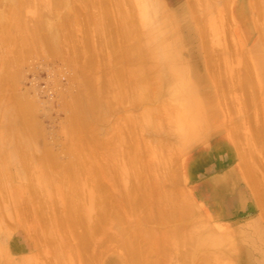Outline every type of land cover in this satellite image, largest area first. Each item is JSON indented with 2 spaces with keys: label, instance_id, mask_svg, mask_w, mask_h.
Returning a JSON list of instances; mask_svg holds the SVG:
<instances>
[{
  "label": "rangeland",
  "instance_id": "374dc122",
  "mask_svg": "<svg viewBox=\"0 0 264 264\" xmlns=\"http://www.w3.org/2000/svg\"><path fill=\"white\" fill-rule=\"evenodd\" d=\"M29 1L31 2L30 4ZM29 1L26 2L29 5L28 7L26 6L29 11H27L25 4L20 14H25L23 17V22L27 26L25 28L28 29L30 27L34 32L39 31L40 35L38 34L34 41L33 38L30 39V47L33 48L34 46V52L29 47L31 54L29 52L28 56H25L24 53L22 54L24 56L20 55L19 58L23 59L18 64L20 68L15 69L14 67H17L15 66L17 64L11 63L13 65H11L12 70H17L15 72L16 75L14 73L13 77L16 82L12 83L11 81L13 80L8 79V82L6 80L5 86L10 85L12 89L9 90L10 92L5 90L2 93L4 95L6 92L7 95L11 96L12 94L9 93H13V89H16L18 90L17 95L20 92L21 98H27H23L24 100L28 101V99H31L35 101L31 104L34 110L31 117L34 125L38 126V130L36 129L35 131L37 132L34 134V131L32 136L28 137L24 131L19 129V139L24 144L20 145V147L26 153V162H24L22 173L18 169L21 173L18 179L16 178V161L9 163L12 165L7 166L8 176L4 182L5 187L13 192H16L17 189L25 190L22 193V199L24 202L28 201L32 197L28 191L31 183L27 181L30 175L32 184L36 186L34 195L38 196V199L36 198L38 205H44L45 209L50 205L51 208L56 211L60 210L63 216L67 215L68 217L67 213L69 211L67 207L69 208L68 205H71L79 209L78 219H83L85 216L86 221L93 223V225L98 219L99 210L105 211L106 215L102 217L101 230L95 234L97 242L91 250L92 254H95L98 250L102 254L98 262L93 264H264V239H261L259 234L263 233L264 235V210L261 211L264 209V202L257 194V192L262 193L264 190V86L260 87L258 84L259 90L256 84L255 86L252 85L253 87L246 88L240 83V76L243 75L241 73H244L245 69H247L246 66L254 63V55L264 51V0H182L186 9L185 16L188 20L186 22L191 26L188 30L189 33H187L190 50L177 51L176 54L181 56V59L172 63H165L164 60L159 61L154 55L160 47L159 44L167 45L179 40V25H172L169 32L167 31L164 35L158 37V39L162 38L160 40L161 43L156 42L158 39L155 42L147 40V33L157 30V28L152 27L151 22L155 13V3L159 2L157 0L156 2L155 0L147 1L150 7L147 4L146 9H150H148L145 19L141 18L138 6L134 8L137 5L134 1L130 0L134 4H128L127 0L121 1L122 3L118 1H101L102 5L104 3L107 5L110 13L108 24L102 21L101 26H97L96 20H91L90 13H93L96 17V14L100 13L102 6L98 2L96 4L93 3V0L67 1L68 4H56L52 0ZM170 1H160L163 6V12L167 17L172 14ZM6 3L0 2L1 10L4 9L3 5L7 6L8 3ZM241 3L246 8L245 18L239 13V5ZM207 9L213 12L209 13ZM45 12L50 13L49 15L52 16L47 15L48 13L46 14ZM125 15H128L130 20L139 27L141 44L145 48L143 46V48L140 47L138 53L133 55L131 53L130 56L128 53L131 50H126L122 61L119 60L121 63L116 66L131 70L137 61H143V65L140 63L144 78L143 85H146L148 90L159 92L161 97L152 100L139 98L136 101L135 96L130 92L132 87L129 88L128 86L134 79L129 77L131 75L128 74L126 79H129V81L126 80V85L129 91L127 86L124 89L129 94L126 95L124 93L126 95L122 99L124 102L120 98V101L115 104L117 110L107 111L105 116L103 110L101 114L104 117L100 122H96L95 119L92 120V115L88 110H84V115L86 118L88 117V121H95V123L93 122L94 124L89 123L90 127H95L96 131L97 129L99 131L103 129L105 133L104 135L99 134V142L87 141L83 147L78 149L77 158L73 159L66 152L67 141L70 140L67 128L72 117L73 107L71 106L73 102H70L72 101L71 95L87 88L85 83L81 81L85 80L83 76L89 73L90 68L95 66L93 70L96 73H89V75H94V78L92 77L94 80L90 87L94 88L95 92L100 90L98 92H102L100 95L102 99H104L106 94L108 98L110 97V101L114 100L111 92L117 91H114V85L105 82L104 75L108 69L104 68L106 66L103 63L108 62L109 68L113 67V56L110 46L117 38L118 29H115V27L121 23L120 20ZM53 16L57 18L66 17L68 23L67 27L58 33L57 41L52 45V49L47 48L52 50L48 52L47 49H44L46 47L43 40L39 38L43 35L42 32L46 31H44V28L40 29V26H34V22L44 18H46L44 20H47V18L53 19L51 18ZM81 39H84L87 44L85 45V42ZM81 41L83 42L81 44L85 47H91L92 53L94 52L92 54L93 60L96 58L97 62L93 61L95 63L92 67L93 63L88 65L90 66L88 72L83 69V74H81L82 71L80 72V67L83 60L85 63L84 53L87 48H84L85 51L83 50L84 46L80 44ZM33 42L38 44H35V46ZM15 43L16 41L10 46L14 45L13 47L15 48ZM2 45L0 43V75H3L1 53L4 47ZM72 62L77 66L75 67V72H80V74L77 73L75 76H82L83 79L78 78V80L77 76L76 79L73 76L74 80H76L74 81L73 77H70V75H74L71 73H74L75 69H70L74 66ZM70 63L72 64L69 68ZM183 71L193 74L197 83L195 86L196 91H193V88L181 85L180 78L184 75L182 74ZM81 84L84 86L81 87ZM216 84L220 86L217 87ZM5 86L1 89H7ZM77 86L81 90L76 88ZM22 91H24L23 97ZM212 92L215 94L213 96L216 102L211 105V108L212 110H218L221 113L220 116L214 119L208 115L206 123H202L198 128L191 131L178 127L173 112L175 101L184 97L181 95L197 93L198 96H201ZM2 93L0 92V96ZM14 93L13 96L16 98L15 94L17 91ZM63 93H65V97H63ZM254 93L257 95L255 96L256 98L248 96ZM13 96L8 97L5 95L3 98L0 97L1 126L7 121L6 117L3 120V112L7 113L15 108L16 102H13L17 100L13 99ZM247 96L250 101L246 99ZM10 98H12L13 102ZM155 100H159L157 104L161 103V100L168 106L166 116H163V113L155 112L157 109ZM127 115L130 116V120L127 119ZM13 116L9 115L8 120L12 117L11 121L17 122V116L14 114ZM131 120H135V122L132 123L130 122ZM151 125L156 126V129L152 130ZM1 126L0 129L2 128ZM257 131H260L261 138L258 137L259 135L257 136ZM78 134L85 136L81 130ZM216 139L222 141L224 147L221 146L222 144L217 143L212 146ZM44 147H47L48 151L55 155L54 157L62 165L73 163L77 173L76 176L69 178L70 175L66 174L67 171L63 166L51 168L46 161L48 157L44 158ZM200 149H202L203 153L204 151L218 152L202 156L201 165L204 166L205 170L208 171L209 168L212 170L217 169L220 173H227V175L228 172H232L234 183L239 179L241 180V183L238 181L235 184L234 191H232L233 202L236 201L237 197L240 204L242 203L239 212H234L236 208L230 211L231 207H229V212L224 214L223 218L217 219L208 215L196 204L193 195L202 201L204 199L207 200L208 204L210 202L207 188L202 187L199 182L192 184L194 180L207 174L201 170V165L197 164V167L194 165L193 153ZM80 151H82L83 155L82 153L80 155ZM227 154L229 157H226ZM214 155H223L224 158L221 162L209 166L212 162L210 156ZM40 156L41 158L39 159L38 157ZM251 166H253V169H251ZM245 168L251 169L249 172H252V170L255 173L258 170V172L254 173L253 176L247 175L246 172L243 174ZM138 174H144V176L139 177ZM136 176L140 180L141 185L144 182L147 185H149L148 183H154L153 187L147 186L150 188L145 190L146 193L141 204H139L137 195L133 190V181L136 180ZM251 179L253 182L250 181ZM174 180L176 181L175 185L171 186L174 184ZM155 184L158 186L156 187ZM170 193L179 195L178 198L177 196L175 197L176 194L172 196L175 199V203L179 201L178 205L169 202ZM2 194L4 197L8 196L7 194L4 195L3 191ZM163 195L166 198L164 200L166 202L160 200V196L164 199ZM3 196H0V243L7 238H9L10 242L16 243L17 240L26 239L25 233L30 232L26 228L33 226L37 228L41 222L27 220V222L23 223L24 235H17L14 221L15 205L5 200L6 198L4 199ZM9 196L7 198H11L12 195ZM46 196L49 197L48 203H45ZM153 199L154 201H152ZM157 199L164 203L163 205L156 204L155 206H163L167 212H169L168 209L171 210L169 212L170 219L168 218L169 213L167 214L163 209H159L157 212V206L154 207L153 215L154 212L158 215L161 210V215L166 213L168 217L166 214L164 216L168 220L164 216L158 215L162 217V219L159 217L160 220L156 213L155 217L152 216L151 210L149 212L150 218L155 221L152 223V221H148V215L147 217L145 215L147 219L143 216L145 212L142 215V210L149 203L158 202ZM185 199L187 204H185ZM258 201H261V203ZM29 202L32 204L33 200ZM2 203L9 204V206L11 204L10 207L12 209ZM189 203L195 207L197 212H195L193 207V215H189L187 210L184 214L188 216L181 214L182 220H180L177 209L182 208V206L192 207ZM151 204H149L150 208L151 206L153 208V204ZM237 204L238 202L235 205ZM138 205L142 209L141 212ZM8 207L11 212L8 211ZM82 207L83 211L87 208H92V210L90 213L86 212L83 216ZM39 208L45 210L41 206ZM24 209L26 210L25 206ZM172 212L175 218L174 216L171 217ZM174 219L177 220L174 221ZM158 220L161 224L159 222L155 224ZM162 220H164L163 223ZM151 225H154V228L151 229V235L154 232L152 236L149 235L150 230H148ZM57 226L60 227L62 224L59 222ZM144 226L147 228L146 230L143 229ZM166 226H170V228L167 227L170 231L173 232L174 230L173 234L168 230L169 234L174 235L173 238H171V234L169 236V234L164 232ZM167 228L166 232H168ZM20 229L22 230L21 226ZM154 229L156 231H153ZM193 230H196L197 233ZM76 231H82V228L77 226L71 229L70 233L75 234ZM125 232H129V234L134 232L139 236V238L136 236L138 255L127 249L128 240L126 241V238L128 236L125 235ZM198 233L199 235L197 236ZM191 234L196 235V237L194 238ZM167 235L171 238L170 240ZM186 235H189L190 238L188 236V239H185L186 237L184 239L181 238ZM214 236L219 244L211 245L208 238ZM180 239L186 240L184 241L186 243L181 241L183 244H180L178 242ZM143 245H146V248H141ZM63 250L61 249V251ZM56 251L60 254L59 258L53 259V251L42 255L34 250H18L17 253H12L11 264H18L24 257H35L37 264H51L50 258L55 262L54 264H67V259L62 261L63 255L60 249L57 248ZM192 252H195V254L186 257L187 253ZM72 255L70 257L74 259ZM0 264H8L7 259H0ZM71 264H79V262L74 259Z\"/></svg>",
  "mask_w": 264,
  "mask_h": 264
},
{
  "label": "bare ground",
  "instance_id": "6f19581e",
  "mask_svg": "<svg viewBox=\"0 0 264 264\" xmlns=\"http://www.w3.org/2000/svg\"><path fill=\"white\" fill-rule=\"evenodd\" d=\"M27 1H29V0H0V2H7L8 3V4L6 3L7 6H4V5L2 6V7H4V9H2V10L0 9V43L3 44L2 46L4 47V48H2L3 51L1 53L2 60H3V67H2L3 75H0V77H1L0 78V92L1 93L3 91H5V90H8V92H10L9 90L12 89V87H10V85H7V87L5 86L6 85V80H7V82H8V79L9 80H13L14 73L17 71V70L14 71V69L12 70V67H11L12 64L11 63H13V64L16 63L17 65H15V64L14 65L17 66V67H14V68L18 69V68H20V66L18 64L21 63L22 60H23V59L21 60L19 58L20 55H22L24 53L25 56L26 55L28 56L29 52L31 54V51H29L31 49H32V52H34L33 51L34 50V46H33V48L30 47V45H31L30 39L33 38V41H34L38 37V34H39L38 32L39 31L34 32V30L31 29L30 27L28 29H26L27 26L23 22V17H24L25 14L24 15L20 14V12L22 11V9H23V7H24V5L26 4ZM52 1H54L56 4L57 3L58 4H68L67 1H78L79 2V1H90V0H52ZM93 1H94L93 3H95V4L97 2L100 3V6H101L102 5L101 1H105V2L118 1L119 3H122L121 1H124V0H93ZM127 1H128L127 2L128 4H130V3L134 4L131 1L136 2L137 5L134 8H137V6H138L141 18H143V19L146 18V13H147L148 9H150V8L146 9L147 4L149 3V2L147 3L148 0H131V1L127 0ZM157 1H159V2L155 3L156 0L154 2L156 4L155 11H154L155 13L153 14V19L151 21L152 22V27L157 28V30L156 31H152L150 33H147V37H148L147 40L155 42V40H157L158 37H161L162 35L167 33V31L169 32L171 30L170 27L172 25H176V24L179 25V28H180V30H179L180 31L179 40L173 41L170 44L166 43L167 45H162V44L158 43L160 45V47L159 48L156 47L158 49L156 50V53H155L154 57L156 59H158L159 61L160 60L161 61L164 60L165 63H172V62L180 61L181 56H178L176 54V52L177 51L178 52H180V51L183 52V50L184 51H187V50L189 51L190 50L189 49V43H188L189 37L187 36V33H189L188 30L191 28V26L188 25V23L186 22L188 20H187V18L185 16V13H186L185 12L186 9L184 7L185 5L183 4L182 0H171L170 1V6H171L172 14H171L170 17H167L164 14V12H163V6L161 5V2H160L162 0H157ZM30 3L31 2L29 1V4ZM26 6L28 7L29 5L26 4L25 7ZM239 6H240L239 7V13H241L242 16L245 18L246 8H245L243 3H241ZM132 7H133V5H132ZM148 7H150V4H148ZM208 8H210V7H208ZM207 10H209L208 11L209 13L213 12L212 11L213 9L212 10L207 9ZM27 11H29V9ZM208 12L206 11V13H208ZM45 13L47 14L48 12H45ZM49 14L50 13H48L47 15H49ZM90 15L92 17L91 20H96V22L98 23L97 26H99V25L101 26V22L102 21L105 22L106 24H108V22L110 20L109 9H108V7H107V5L105 3L101 6V11H100V13L98 12L96 14V17H95V15L93 13H90ZM20 16H21L22 22L20 20ZM49 16H52V15H49ZM206 16H207V14H206ZM51 18H53V19H50V18L48 19L47 18V20H44V19H46V18H44V19L37 20V22H34L35 23L34 26H37V27L40 26L39 27L40 29L44 28L45 29L44 31H46V32H42L43 35H41V37H39L41 40H43V42L45 44L46 48H44V49H47V48H49V49L51 48L52 49V45H54V43H56V41H57L58 33L60 31H63L64 28L67 27V23H68V20H67L66 17L57 18V17L53 16ZM141 18H139V19L142 20ZM87 21H89V20H87ZM120 21H121V23L117 24V26L115 27V29H118L117 38L115 39V41L110 46V50H111V53H112V56H113V60H112L113 67L109 68L108 62L103 63L107 67V68L106 67H104V68L108 69V70H106L107 73H105V75H104L105 82L107 84L114 85V87H115L114 91H117V92L113 91L114 93L111 92V94L113 95L112 97L114 99L113 101H110L109 100L110 97L108 98L106 94L104 96V99H102V96H100L102 92L101 93L98 92L100 90L95 92V89L90 87V85L93 83L92 81L94 80L93 79L94 75H89V73L90 74L96 73L93 70L95 68V66H93V65L96 62V58H95V60H93L92 54L94 52L92 53V51L90 49L91 47L88 46L89 47V49H88L87 46L85 47L83 44H81V43L85 42L84 39H81V40H83V42L81 41L80 44L82 46H84L83 47L84 51H85L84 48H87L86 51H85V53L87 52L86 53L87 55L83 51L85 63H84V60H83V63L81 64L82 66L80 67L81 70L79 69L80 72L83 69L87 70L86 72H88L89 68H90V66H88V65L92 64L93 61H95V62L91 65V67L93 66L94 68H90L89 73H87L86 75L83 76L85 78V80L82 78V76L78 77V75H76L77 79L78 78L83 79L81 82L82 83L84 82L85 86H87V88H84V89L82 88L83 89L82 91L74 93L73 95H71L72 101H70V102H73V103H71L72 104L71 106H73V107H72V114H71L72 117H71V120H70L68 128H67L68 129L67 130L68 138L70 140L67 141L68 146H67L66 152L73 159L77 158L78 149L80 147H83L86 144L87 141L88 142H91V141H98L99 142L100 141L99 134L100 135H104L105 131H103V129L101 130L102 131L101 132L98 129L96 131L94 129L95 127L94 128L90 127L89 123L90 124L93 123V122L95 123V121H91L90 119L93 117L92 120L95 119L96 122L102 121V119L106 115L107 111H111L112 109H116V107H115L116 105L115 104H117V102L120 101V98L122 100L123 98H125L126 95L129 94V92H125V89H124V87L127 86L126 85V83H127L126 80L129 81V79H126V78H128V77H126V76H128V74L131 75L129 77L134 79L131 82V83H133V82L134 83L133 84L130 83V84H128V86H129V88L132 87V88H130L131 89L130 92L133 93V95L136 98V101H138L139 98L140 99L145 98V99L152 100V99H155V98L157 99V98L161 97V96H159V92H156L155 90H148V87L146 85H143L144 84V82H143L144 78L142 76L143 72H142L141 66H140V63L142 65L144 64L143 61H140V62L137 61V63H135L136 65H134V67L131 70H128V68H123L122 69L121 67H117L116 66L118 63H121V62H119V60L122 61L123 54H124V52L126 50H128V49L131 50V52L128 53V55L130 56L131 53H132V55L135 54V53H138L139 52L138 49H140V47L141 48L144 47L141 44V36H140L141 32L139 30V27H137L130 20L128 15L123 16ZM208 21H209V19H208ZM198 25H200V24H198ZM218 35H216V36H218ZM87 36H88V34H87ZM139 36H140V39H139ZM167 38H168V36H167ZM161 39L162 38L158 39L159 41L157 40L156 42H160ZM86 40H88V39H86ZM15 41H16L15 48L13 47L14 45H12V47H11L10 44H13ZM33 44H34V42H33ZM86 44L87 43L85 42V45ZM88 45H90V44L88 43ZM10 47L13 48V49H11ZM7 48H9V49H7ZM4 49H7V50H4ZM49 49H47L48 52H51L52 50H49ZM24 55H22V56H24ZM253 59H254V63H251V65L246 66L247 69H245L244 73H241L243 75L240 76L241 77L240 78L241 79L240 83L243 85V87H246V88H248V87H250L252 85L255 86V84L257 86L259 84L260 87L264 86V51H263V53H258L256 55H254ZM72 63H70L69 68L71 67V64L74 65V66L71 67L70 69H74L75 67H77V66H75L74 62H72ZM20 65H22V64H20ZM104 65H102V66H104ZM124 66H126V65H124ZM82 67H84V68H82ZM75 70H76V68L74 69V73H71V74H74V75H70L71 78L73 76H75V74H77V73L80 74L78 69H77L78 72H75ZM69 72H71V71H69ZM81 74H83V71L81 72ZM182 74H184V75L180 78L181 79L180 82L182 83L181 85H184L185 87L193 88V91H196L195 86L197 85V83L194 80L193 74H190V72L186 73L184 71L182 72ZM15 75H16V73H15ZM76 76H75V79H76ZM72 79L74 80V77ZM72 79H71V81H73ZM74 81H76V80H74ZM11 82L14 83L16 81L14 79ZM78 83H80V82L78 81ZM220 85H221V83H220ZM220 85H217V87L220 86ZM3 86H5L7 89H4V88L1 89ZM82 86H84V85L81 84V87ZM128 86H127V88H128ZM76 88H79V90H81V88L78 87V86ZM129 88H128V91H129ZM257 88H259V86ZM13 90L15 91V93L17 91V93L15 94ZM13 90H11V91H13V93L17 97L15 98V96H13L12 92L9 93V94H12L11 96L14 97L13 99L17 100V101L14 100V102H13L12 98H10L13 103L16 102L15 108L12 109V107H13V105H12V107H11L12 110L9 111L10 113L9 112H7V113L3 112V116L2 115L1 116L3 117V120L6 117L7 121L4 122V124H2V126L0 124V126L2 127L0 129V189L3 191L4 195L5 194H7L8 196L12 195L11 196L12 199L11 198H7L8 196L4 197L1 190H0V192H1L0 196L1 197L3 196L4 199L6 198L5 200H8V202H11L13 205H15V214H14L15 215V218H14L15 220L14 221H15V231H16L17 235H19V234L24 235L25 232L23 230V223L27 222V220H34V221L36 220L38 222H41V224H40V226H37V228H35V226L26 228L27 231H30V232L29 233L26 232L28 234L25 233L26 239H24V240L21 239V240H17L16 243H12V242H10L9 238H7L5 241L0 243V259H7L8 264H11V262H12L11 255H12V253L15 254V253L18 252V250L19 251L20 250L26 251V249L27 250H34L36 253H40L42 255L44 253L53 251L54 253L52 254V258L53 259H57V258H59L60 254H58L59 252L56 251V249L59 248L61 254L63 255L62 261L67 259L66 260L67 264H71L74 259H75V261L79 262V264H93L95 262H98V260L101 258V254H102L101 251L98 250V251L95 252V254H92L91 250H92V247L97 242L95 234L101 230V227H102L101 224H102V221H103L102 217H105V215H106L105 211L99 210L98 219L95 222V224L93 225V223H89L88 221H86L85 216H84V214L86 212L90 213L92 208H87L86 210L83 211V207H82V212H83V216L84 217H83V219L82 218L78 219L79 209L76 208V207H73L71 205H68L69 208L67 207V210L69 211L67 213L68 217H67V215L63 216L60 210L56 211L54 208H51L50 205H48L46 207V209H45L44 205H42V204L38 205V201L36 200V198L38 199V196L36 197L34 195V193L36 192L35 191L36 186L34 184H32V182H31L32 181V177L30 175L28 176L29 178H28L27 181L29 183H31V185H29V187H28V191L32 195V197L30 199V200H33L32 204L29 202L30 200H28V201L26 200L24 202V200L22 199V197H23L22 193L25 192V190L23 191L22 189H17L16 192H13L10 189L8 190L5 187V185H4V182L6 181L7 176H8L7 175V166L8 165H12V164H9V163L12 162V161H16L15 162V165L17 167L16 178L18 179V178H20L19 175L22 173L24 162H26V160H25L26 153H24V151L20 147V145L22 146L24 144H22V140L19 139V129L24 131V133L28 137H31L33 132L36 129L38 130V126L34 125V123L32 122V117H31L32 116V112L34 111L32 109L31 104H32V102L34 100L32 101L31 99H28V101H26L24 99H27V98L23 97L24 91H22L23 92L22 97L24 98L23 99L20 96V92H19V95H17L18 94V90H16V89H13ZM77 90H75V91H77ZM136 90H138V91L136 92ZM259 90H260V88H259ZM249 91H248V94H249ZM223 92H224V90H223ZM261 92H263V91H261ZM3 93H2V95L0 97L3 98V96H5V95L8 96V97H11L10 95H7L6 92H5L4 95H3ZM61 94H62V92H61ZM254 94H250L248 96L249 97L257 96L256 93H254ZM213 95L215 96L214 92L205 93V94H203L201 96H198L197 93L188 94V95H181V96H184V97L181 98L178 101H175L176 104L175 105L173 104L175 106L174 109H173V106H172L173 112H174L175 117H176L175 121L177 122L178 127L182 128V129H187L186 131H191V130H194V129L198 128L202 123H204V122L206 123L207 120H208L207 119L208 115L210 116V118H214V119L218 118L221 113L218 110L217 111L216 110H212V108H211V105H213V103L216 102L215 101V97ZM248 96H247L246 99L249 100ZM63 97H65V93H63ZM253 99H252V101H253ZM30 101H31V103H30ZM157 101L159 102V100H157ZM157 101L155 102V107L157 108L155 110V112L159 113V114L163 113L162 115L166 116L165 114L168 113V111H167L168 110V108H167L168 106H166V104L163 103L161 100H160L161 103L157 104ZM33 104L35 105V103H33ZM85 109L88 110V112L92 115V117L89 119L91 122L88 121V119H87L88 117L86 118V116L84 115V110ZM170 109H171V107H170ZM103 110H104V116L101 114V112ZM8 113H9L10 116H13V114L16 115L17 116V118H16L17 122H12L11 121L13 119L12 117H10L11 119L8 120V118H9L8 117L9 116ZM11 113H12V115H11ZM126 117L129 120L131 119L129 115H127ZM3 120H2V122H3ZM130 122L134 123L135 120H131ZM88 127H90V128H88ZM257 128H259V127H257ZM93 129L95 130V132H94ZM151 129L155 130L156 126L151 125ZM80 130L84 132L85 136H82V135L78 134ZM36 132L37 131H35L34 134ZM259 132L260 131H257V136L259 135L258 137H260V135H261V133H259ZM255 133H256V131H255ZM261 137H262V135H261ZM76 147H78V148L76 149ZM9 149H11L12 151L9 150ZM81 153H82V151H80V155H81ZM82 155H83V153H82ZM54 156L55 155H53L52 153H50L48 151L47 147H44V158L48 157L47 159L46 158L45 159H46V161L48 162V164H49V166L51 168L52 167L57 168V167L63 166L65 168V170L67 171L66 174L70 175L69 178H73L74 176H76L77 173L75 171V168L73 167L74 166L73 163H66V164L62 165L61 163H59V161ZM38 158L40 159L41 156L38 157ZM251 165H253V164H251ZM253 166H251V169H253ZM248 168H249V166H248ZM18 169H19V171L21 173L18 171ZM250 170L245 168V170L243 171V174L246 172L247 175L253 176L255 171L252 170V172H249ZM257 172H258V170H256V173ZM138 176L139 177H143L144 174H138ZM250 181L253 182L252 179ZM256 181H258V180H256ZM175 182L176 181L174 180V182H173L174 184L171 185V186H174ZM99 183H98V185H99ZM148 184L149 185H147V183L144 182L143 185H141L140 180L137 178V176H136V180L133 181V190H134L135 194L137 195V200H138L139 204H141V201H142L143 197L145 196V193H146L145 190L147 188H150V187L154 186L153 185L154 183H148ZM147 186H150V187H147ZM157 186L158 185H156V187ZM173 194H176V193H170L169 194L170 197L168 199V196H167V199L169 200V202H171V203H173L175 205H178L179 201H178V203H175V199H173V197H172ZM257 194L259 195V198L261 197V199L264 202V199H263L264 198V190H263L262 193H258L257 192ZM176 196H177V198L179 197V195H177V194L175 195V197ZM171 197H172V199H170ZM163 198H164V195H163ZM4 199H2V200H4ZM10 199H11V201H10ZM165 199L166 198L162 199V197L160 196V200L164 201ZM48 200H49V197L46 196V202L45 203H48ZM173 200H174V202H173ZM152 201H154V199ZM152 201H150V202H152ZM157 201H158V199H157ZM155 202H152V204L155 203ZM158 202L153 204V208L157 207V206L160 207V208L157 207V209H156L157 212H158L159 209H161V210L163 209L164 212H166L167 214L169 212H171L170 209H168L169 212H167V210L165 211L163 206H160V205H163V203L166 202V201H164V202L160 201L159 203ZM203 202L205 204H208V201L205 200V199H204ZM258 202L261 203V201H258ZM190 203H191V200H190ZM2 204H4V203H2ZM149 204H151V203H149ZM149 204H148L149 207L146 205V207L144 208L145 211H144V209L143 210L140 209V205H138V208L140 209V212L142 210V215L145 212V214L143 215L144 217H145V215H146V217H147V215L149 216L147 218H148V221L150 220L149 222H151L152 219L150 218V213L149 212L152 210V213H151L152 216H154L156 212H154V215H153V211L155 210V208L153 209L152 206H151V208H152L151 209ZM156 204H160V205L155 206ZM185 204H187V200L186 199H185ZM4 205H7V204H4ZM13 205H12V207H14ZM7 206H9V204ZM10 206H11V204H10ZM24 206H25L27 211L24 209ZM40 206L43 207L45 210H42V208H39ZM191 206L192 207H190V206L189 207H183L182 206V208H178L177 211H178V215L180 217L179 216H177V217H179V219L181 218L180 220H182L181 214H183L184 216L185 215L188 216L187 214H184V213H186L187 210H188L187 212H188L189 215L192 214V212L195 210V207L193 205H191ZM4 207L6 208V206H4ZM9 207H8V209H9L8 211L11 212L12 208L10 207L11 208L10 209ZM193 207H194V210H192ZM261 209H262V207H261ZM263 210L264 209H262L261 211H263ZM160 211H159L158 215L162 214V212L160 213ZM195 212H197V211L195 210ZM42 213H43V215L40 216V214H42ZM166 213H164V214H166ZM12 214H13V210H12ZM164 214L161 215V216L163 217ZM167 214H166V216H167ZM196 214L197 213H195V215ZM81 215H82V213H81ZM156 215H157V213H156ZM158 215H157L158 218L161 217V216H158ZM168 216L167 217L170 219V213L168 214ZM173 216H174V213L172 212V216L171 217H173ZM196 216H198V215H196ZM162 217H161V219H162ZM167 217L164 216V218L166 220H168ZM174 218H175V216H174ZM164 220H162V223H163ZM176 220L174 219V221H176ZM59 222L62 224V226H60V227L57 226V224ZM153 222H155V221H152V223ZM158 222L160 223V221L158 220V221H156L155 224H157ZM165 222H167V221H165ZM152 223H150V224H152ZM175 224H177V223H175ZM20 226H21L22 230L20 229ZM77 226L82 228V231H76L75 234L70 233V230L75 228V227H77ZM151 226H152V228H151ZM151 226H150V229H148V230H150V234H149L150 236L154 235V232H152V235H151V231H152L151 229L154 228V225H151ZM176 226H178V225H176ZM25 227H26V225H25ZM144 227H143V229L146 230L147 228L146 227L144 228ZM147 227H149V226H147ZM167 227L168 226H166V228ZM166 228H164L165 229L164 232L169 234L170 229H168V228H170V226L167 228V231L169 230L168 232H166ZM172 230H173V228H172ZM153 231H156V230L154 229ZM193 231H195V233H197L196 230H193ZM170 232L173 234L174 230H173V232L172 231H170ZM61 233H63V234H61ZM192 233H194V232H192ZM170 234H169V236H170ZM172 234H171V236H172L171 238L174 237V235H172ZM194 234H191V235H193V237L195 238L196 235H194ZM259 234H260L261 239H264L263 233H259ZM7 235H9V233H7ZM125 235L128 236L126 238V241L128 240L127 249L130 252L138 255V247L136 246V240H137L136 236L137 235L134 232L131 233V234H129V232H125ZM198 235H199V233L197 234V236ZM187 236L189 237V235H186L184 237L182 236L181 238L184 239L186 237L185 239H188ZM137 237L139 238V236H137ZM167 238H169V240L171 239L170 237H168V235H167ZM179 238H178V240H179ZM164 241H165V239H164ZM181 241L183 243H186V242H184L186 240H181V239L178 242L181 244L182 243ZM208 241L210 242L211 245L212 244L213 245L219 244V243H217L215 236L208 238ZM149 243H151V242H149ZM144 247L146 248V245H143V247L141 246V248H144ZM61 249H64V250L61 251ZM36 253H34V254H36ZM72 254H74V255H72ZM191 254L194 255L195 252H192V253H189V254L187 253L186 257L188 255H191ZM71 255L74 257V259H72L70 257ZM52 258H50L51 261H52L51 264H54L55 262H53ZM39 260H40V258H39ZM205 261H206V259L204 260V263H205ZM12 264H14V263H12ZM18 264H37V261L35 260V257H24V258H22L21 261L18 262Z\"/></svg>",
  "mask_w": 264,
  "mask_h": 264
},
{
  "label": "crops",
  "instance_id": "0c3cea01",
  "mask_svg": "<svg viewBox=\"0 0 264 264\" xmlns=\"http://www.w3.org/2000/svg\"><path fill=\"white\" fill-rule=\"evenodd\" d=\"M222 144L221 146L224 147L222 141H218V139H216L213 143L212 146L215 144ZM213 153H218V152H213ZM212 152H205L203 153L202 149H200L197 152H194L193 157L195 159L194 161V165L197 164L201 165L202 161V156H204L205 154H213ZM212 159L211 164H209V166H212L213 164H217V162H221L223 160V155L220 156H210ZM226 157H229L228 154L226 155ZM201 170L207 174H205V176H202L200 178H197L196 180L193 181L192 184L195 183H201L202 187L207 188L208 192H209V199L210 202L209 204H204V202L201 199H197L194 195L193 198L196 202V204H198L208 215L214 217V218H223L222 216L226 213H228V208L231 207L230 211H233V208H236V211L234 212H239L240 211V207L242 205V203L240 204L239 199L236 197V201L233 202V194L232 191H234V186L235 184L239 181L241 183V180L239 179L236 183H234V175L232 174V172H228L224 174V173H220V171L217 169L212 170L209 168V170H205L203 167L204 166H200ZM192 173V172H191ZM190 173V174H191ZM224 174V175H223ZM231 183V184H230ZM236 202H238L237 205Z\"/></svg>",
  "mask_w": 264,
  "mask_h": 264
}]
</instances>
